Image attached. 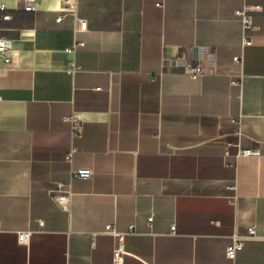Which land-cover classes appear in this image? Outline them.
Returning a JSON list of instances; mask_svg holds the SVG:
<instances>
[{"label": "crops", "instance_id": "0c3cea01", "mask_svg": "<svg viewBox=\"0 0 264 264\" xmlns=\"http://www.w3.org/2000/svg\"><path fill=\"white\" fill-rule=\"evenodd\" d=\"M71 1L78 35L61 0L0 9V264H113L108 225L123 264H264V239L227 256L264 234V0Z\"/></svg>", "mask_w": 264, "mask_h": 264}, {"label": "built area", "instance_id": "2783aa9c", "mask_svg": "<svg viewBox=\"0 0 264 264\" xmlns=\"http://www.w3.org/2000/svg\"><path fill=\"white\" fill-rule=\"evenodd\" d=\"M4 1L8 0H0V9L4 10L5 5ZM11 1V0H10ZM17 2H21L24 5V11L32 12L35 11L39 5L44 0H13ZM63 2V8L61 11V15L56 19L57 23H63L66 17H71L74 21V33L78 35L82 32H85L88 29V21L85 19H81L78 15V5L76 2H72L71 0H61ZM261 10V6H247L242 10L236 11V16L240 19L245 30L253 29V14L259 12ZM5 20L10 18L9 15H5L3 17ZM252 41L246 39L245 45H251ZM85 46V43L82 40L76 39L73 50H77L80 47ZM14 56V42L6 37H0V57L4 60L6 64H10L12 62ZM236 61H241V57H236ZM185 72L194 80L201 79L205 76L206 71L203 65L198 64L195 67H186ZM240 81H243V77H240ZM233 84L236 83V80L232 81ZM73 135H80L82 131V122L73 118ZM75 150H73L67 157L68 161H72L73 154ZM239 156L245 157H257L261 156V152L255 149H241L239 152ZM230 155L227 152L225 155V159L229 160ZM231 164V163H227ZM94 170L91 168H81L72 171V176L74 178L81 179H93ZM149 225H152L153 217L148 219ZM1 227V223H0ZM172 233L175 232V226L171 228ZM103 234L112 235L118 238V245L114 250L113 264H123L125 255L127 254V250L125 247V238L126 233L120 232L111 225H108L103 231ZM31 236L30 230L21 231L19 233V241L21 244H28ZM252 239H264V234L260 233L255 226H252L248 229L247 234L240 235L235 234L233 236V241L231 245L227 248V256L231 260H235L237 257V253L243 249L245 243L248 240Z\"/></svg>", "mask_w": 264, "mask_h": 264}]
</instances>
